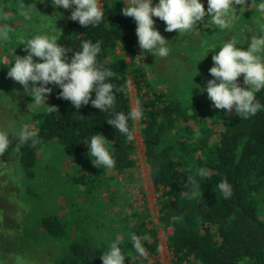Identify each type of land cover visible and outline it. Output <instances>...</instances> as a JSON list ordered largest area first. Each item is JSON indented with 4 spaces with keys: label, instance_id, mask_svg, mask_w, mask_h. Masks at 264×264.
I'll return each mask as SVG.
<instances>
[{
    "label": "trees",
    "instance_id": "1",
    "mask_svg": "<svg viewBox=\"0 0 264 264\" xmlns=\"http://www.w3.org/2000/svg\"><path fill=\"white\" fill-rule=\"evenodd\" d=\"M99 2L104 11L102 22L95 28L82 27L68 18L70 10L63 23L61 20L58 43L71 48L70 60L81 41H100L97 62L113 71L110 82L121 89L116 111L131 108L128 87L132 80L143 109L139 136L144 162L153 187L160 192L157 225L149 220L146 209L133 207L123 189L140 181L134 158L135 140L127 141L107 123V111L101 112L91 104L75 109L70 101L59 97L58 86L49 84L53 90L47 94L45 104L37 106L38 114L31 126L38 131V143L14 152L10 169L0 160V173L13 175L11 185L17 194L10 193V199L20 200L26 207L25 219L29 217L36 225L31 229L30 220L26 224L24 221L17 231L61 246L64 253L60 264H102L100 257L106 244L117 236L122 241L119 247L125 253L124 264H145L147 255L153 256L158 250L157 227L171 229L166 243L170 264H264V109L243 119L234 109L228 112L211 107L207 93H201L200 88L190 93L194 84L206 86V81L212 79L208 69L213 66L212 55L219 49L209 50L201 60L208 45L235 38L244 44L237 46L246 49L247 37L264 28V16L249 7L237 17L230 31L203 25L205 31L201 30L199 38L182 36V46H170L180 57L182 65L177 70L181 73L174 76L175 80L159 77L165 91H158V83L146 74V66L151 68L153 64L138 62L136 24L132 17L121 14L122 0ZM124 56H129V63ZM241 76L238 82L246 87ZM256 97L264 104V89ZM133 125L134 121H130L132 131ZM96 133L108 140L106 147L115 160L111 169L96 167L88 155L84 141ZM16 143L15 139L14 146ZM56 145L73 163V173L67 177L58 172L61 164L44 161L47 157L42 159L48 154L47 148L54 147L57 152ZM48 167L57 181L53 192L38 187L34 181ZM201 167L209 170L208 176L197 174ZM118 176L124 182H119ZM189 176L195 179V185L188 182ZM222 180L232 187L228 199L216 187ZM102 191L107 193L106 198L101 196ZM54 194L64 198L66 211L62 203L57 204ZM132 234L150 237V242H144V258L134 252Z\"/></svg>",
    "mask_w": 264,
    "mask_h": 264
},
{
    "label": "clouds",
    "instance_id": "2",
    "mask_svg": "<svg viewBox=\"0 0 264 264\" xmlns=\"http://www.w3.org/2000/svg\"><path fill=\"white\" fill-rule=\"evenodd\" d=\"M40 2L44 3L45 0ZM49 2L54 10L61 7L65 10L71 9L68 18L78 22L82 27L95 28L104 18L99 0H49ZM122 3L124 6L121 8V14L132 17L135 21L139 47L143 53L151 54L155 58L168 57L170 50L169 40L154 27L153 17L165 23L164 30L167 32L178 30V35L198 36L201 32L197 25L206 15L209 19L204 27L221 32L232 30L237 17L243 15L248 7L264 16V0H251L250 4L248 0H207L206 10L202 0H122ZM21 15L25 21L31 22L33 19L31 11ZM62 15L57 11L51 18L56 20ZM9 21L13 22L8 12L0 10V43L10 41L13 27L9 25ZM20 43L24 44L26 54L15 55L11 60L8 59V63L0 64L10 65L7 76L22 85L24 94L32 98L28 108L29 105L34 108L45 104L47 94L53 90L47 85L52 84L59 87V97L70 101L75 109L91 104L101 112L107 111L109 113L107 123L127 141H134L135 134L130 129L129 122L142 119V106L136 102L127 112L115 110L117 94L121 89L110 82V78L114 76L113 71L97 62L98 54L101 52L100 41H81L70 60L68 53L71 48L58 43L55 32L36 33ZM246 44V49L238 47L237 45L244 44L231 38L217 45H208L201 60L209 50L219 49L212 55L213 66L208 69L212 79L206 81L205 87L193 83L196 86L190 89L192 95L193 88H200L201 93H207L208 99L212 102L211 107L228 112L234 109L243 119L254 116L264 109V104L256 97V93L264 89V28L252 32L250 38L247 37ZM241 74L246 87L240 86L238 82ZM10 134L17 140L11 150L17 153L23 146H35L38 143V131L25 123L0 128V155L9 150ZM106 142L108 140L100 133L84 141L92 163L98 168L103 166L111 169L115 160L106 147ZM196 171L201 177L209 175L207 168L201 167ZM187 178L188 182L196 184L193 177ZM216 187L224 199L231 197L232 187L227 180L220 181ZM144 242H150L148 235H131L133 250L141 258L146 256ZM106 245L107 248L100 257L102 264H124L125 253L119 247L122 245L121 238L117 236ZM0 264H3V261H0Z\"/></svg>",
    "mask_w": 264,
    "mask_h": 264
},
{
    "label": "rangeland",
    "instance_id": "3",
    "mask_svg": "<svg viewBox=\"0 0 264 264\" xmlns=\"http://www.w3.org/2000/svg\"><path fill=\"white\" fill-rule=\"evenodd\" d=\"M202 3L206 10L207 0H202ZM247 9L250 10L249 7ZM0 10L7 11L13 20V22L9 21V25L13 27L10 32V41L7 43H0V63L6 64L13 56H23L26 54L24 44L20 42L26 41L29 36L36 33L45 34L50 32L58 34L61 28V20L63 23L66 14H68L71 9L65 10L61 7L54 10L49 0H45L44 3H41L40 0H0ZM26 11H31L33 16L31 22L25 21L21 15ZM57 11L63 15L55 20V18L51 17H53ZM153 19L155 21L154 27L160 31L162 36L166 35L167 40H169V55L166 58H155L151 54L143 53V50L139 48L138 62L145 63L146 61H149L153 64L151 65L149 63L151 68L146 66V74L153 83H158L156 84V90L165 91V86L159 83L161 82L159 77L165 76L174 79V76L180 72H178L177 66L182 65L180 57L176 55L177 52H172L173 50L170 46H182L181 44L184 43V38L182 36L187 34L178 35V30L167 32L164 30L166 25L163 21L156 17H153ZM207 19L205 20L204 18L202 22L207 21ZM200 23H198L197 28L200 32L202 30L203 33L205 31L202 27L204 23L202 25H200ZM173 35L174 40L172 41L171 37ZM190 35L199 38L195 34ZM117 52L120 53L119 51ZM124 59L128 63L130 62L129 56H124ZM4 64H0V128L19 125L21 123H25L31 127L38 114V107L36 106L33 108L29 105L28 108V104L32 102V98L24 94L22 85L7 76L10 65ZM173 71L177 73L172 75L171 73ZM180 73L178 75H180ZM241 82H243L242 76ZM200 86L205 87V84H201ZM128 93L130 106L132 107L137 102L138 92L131 79H129ZM139 128L140 120L134 121L133 132L135 134L134 140L136 146L134 158L137 163V175L140 181L136 184H127L123 189L129 194L133 207L137 210L146 209L148 211L149 220L157 225V198L160 195V192L153 187L149 178L148 167L144 162ZM10 140L11 143L9 145V150L3 155H0V160L3 162L2 165L9 169L13 167V161L15 159L14 151L11 150L14 146L15 139L11 137V134ZM56 148L57 152L54 147L47 148L46 151L48 154L46 156L45 154L42 155V159L47 157L44 161H49L55 165L61 164L58 168V172L67 177L70 173H73L70 168L73 163L68 161V159L61 154L60 146L56 145ZM117 180L119 182H124V179L121 176H118ZM13 181V175L9 176L0 173V261H3V264H21V262L22 264H60V262H62L61 255L64 253L61 246L58 244H50L54 242H45L39 238L34 239V237H30L29 232H24L25 235H20V232L17 231L18 226L20 227L21 223L24 221V224H26L30 218L28 217L27 220L25 219L26 207L21 204L20 200H11L9 197L10 193L11 195L17 194V192H14L12 189L14 186L11 185ZM34 181L38 187H42L47 192H53L52 188H55V185H57V181L53 178V172L50 171L49 167L41 171L39 178H36ZM43 185H45L46 188ZM106 194L105 191L101 192L103 198H106ZM49 195L53 196L52 193ZM54 197L56 198L57 204H63V212L66 211L65 208L67 206L64 198L60 197L58 194H54ZM48 201L50 205H52L51 200ZM105 212L107 213L106 210ZM5 217H7L6 220H4ZM4 223L9 225L4 227L2 226ZM34 226H36L35 222L32 221L30 228L33 229ZM24 230L27 231L28 228H25ZM170 232L171 229L156 228L158 250L153 256L147 255L145 264H170V253L166 244ZM20 245H23L24 247L20 248ZM240 264L249 263L243 261Z\"/></svg>",
    "mask_w": 264,
    "mask_h": 264
}]
</instances>
